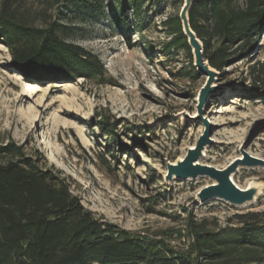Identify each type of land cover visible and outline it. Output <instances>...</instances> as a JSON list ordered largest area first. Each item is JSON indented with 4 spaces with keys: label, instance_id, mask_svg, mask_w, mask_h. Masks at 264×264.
Instances as JSON below:
<instances>
[{
    "label": "rangeland",
    "instance_id": "1",
    "mask_svg": "<svg viewBox=\"0 0 264 264\" xmlns=\"http://www.w3.org/2000/svg\"><path fill=\"white\" fill-rule=\"evenodd\" d=\"M91 1L89 9L78 4L65 9L61 2L48 12L74 29L70 39L100 56L117 85L83 77L30 80L14 71L9 48L0 43V144L14 141L43 167L61 171L100 219L177 251L190 250L195 240L190 221L222 227L237 213L264 211V190L253 204L238 207L218 199L202 202L199 191L212 183L207 176L165 178L168 162L186 157L207 129L214 143L201 164L223 169L242 156V148L264 158V93L255 92L261 85L251 75V66L264 61V29L255 45L219 72L216 84L224 89L204 101L200 116L198 95L208 76H190L197 71L191 46L164 50L173 38L164 21L180 16L184 0H146L148 46L139 30L127 39L114 26L111 12L122 0ZM27 2L41 26L44 5ZM243 4L235 1L237 7ZM220 43L213 39L212 48ZM106 118L115 123L117 138L103 130ZM11 158L0 157V162ZM233 180L242 188L263 182L264 168H241Z\"/></svg>",
    "mask_w": 264,
    "mask_h": 264
},
{
    "label": "trees",
    "instance_id": "2",
    "mask_svg": "<svg viewBox=\"0 0 264 264\" xmlns=\"http://www.w3.org/2000/svg\"><path fill=\"white\" fill-rule=\"evenodd\" d=\"M27 1L0 0V43L9 48L14 71L42 82L83 77L98 85H117L100 56L70 39L74 29L48 12L61 2L65 9L77 4L89 9L91 0H37L44 5L41 26ZM235 1L194 0L190 9V24L204 42L205 56L220 72L244 55L249 44L255 45L264 29V0H244L243 7ZM145 3L122 0L111 13L114 26L127 39L135 28L148 46ZM164 25L173 36L164 43L166 52L189 48L180 16L169 17ZM213 39L221 40L216 48ZM198 74L195 70L190 76ZM251 75L261 85L255 92L264 93V61L251 66ZM102 127L115 135L109 118ZM116 141L126 149L120 138ZM23 148L14 141L0 144V157L12 155L0 162V264H264V211L237 213L222 227L190 221L195 240L190 250L177 251L162 240L132 235L97 217L61 171L43 167Z\"/></svg>",
    "mask_w": 264,
    "mask_h": 264
},
{
    "label": "water",
    "instance_id": "3",
    "mask_svg": "<svg viewBox=\"0 0 264 264\" xmlns=\"http://www.w3.org/2000/svg\"><path fill=\"white\" fill-rule=\"evenodd\" d=\"M194 0H184L181 8L180 19L183 25L184 35L189 41L192 53L194 55V66L200 75H207L206 83L199 92V111L202 116V105L204 101L217 91L224 89L217 83L219 70L212 67L204 53V42L200 39L190 24V9ZM211 131L207 129L200 137L196 145L191 146L186 157H178L174 162H168V172L165 175L169 182L174 177L183 179H194L198 176H207L212 183L202 188L198 195L202 202L209 199L223 200L232 206L246 207L253 204L263 195L264 181H251L247 188H242L235 180L234 174L241 168H264V158L251 155L242 148V156L234 159L227 167L219 169L208 164H201V159L205 157V150L208 145L213 144L214 140L210 138Z\"/></svg>",
    "mask_w": 264,
    "mask_h": 264
},
{
    "label": "bare ground",
    "instance_id": "4",
    "mask_svg": "<svg viewBox=\"0 0 264 264\" xmlns=\"http://www.w3.org/2000/svg\"><path fill=\"white\" fill-rule=\"evenodd\" d=\"M31 87L33 88V87H35V85H32ZM30 122H31V123L33 122V118L30 119ZM200 162H201V161H200ZM247 187H248V186H247ZM247 187H245V188H247Z\"/></svg>",
    "mask_w": 264,
    "mask_h": 264
}]
</instances>
